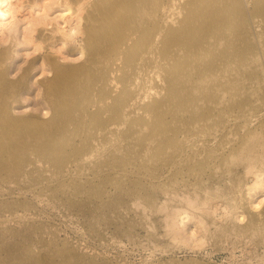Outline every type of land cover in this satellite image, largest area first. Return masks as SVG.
<instances>
[{
    "label": "bare ground",
    "instance_id": "1",
    "mask_svg": "<svg viewBox=\"0 0 264 264\" xmlns=\"http://www.w3.org/2000/svg\"><path fill=\"white\" fill-rule=\"evenodd\" d=\"M31 89L43 117L14 113ZM31 185L76 209L167 196L160 231L191 248L209 217L264 230V0H0V193ZM30 207L0 200V264H109Z\"/></svg>",
    "mask_w": 264,
    "mask_h": 264
},
{
    "label": "rangeland",
    "instance_id": "2",
    "mask_svg": "<svg viewBox=\"0 0 264 264\" xmlns=\"http://www.w3.org/2000/svg\"><path fill=\"white\" fill-rule=\"evenodd\" d=\"M20 52L23 55L29 54L28 58L32 56V54H30L32 52L28 48L23 49ZM22 59H23V57L19 56L15 60L12 67L14 68L16 63H21ZM33 94H34V90L31 89L28 92V94L24 95V97H26L27 99L24 100V102L22 101L20 103L21 105L14 103V105L18 106V107H14L15 108L14 110H16V111H14L15 114H17V115H22V114L23 115H29L30 114L33 116L37 115V117H43V114H42V116H40V115L46 109L45 104L43 103V101L34 97ZM23 107H24V110H23ZM25 107H26V109H25ZM41 109L43 111H41ZM250 179H251L250 174L247 175L245 178L243 177V183L245 181V185L250 184L251 183ZM48 181L43 180V182H42L45 189H46L47 184L53 182L51 180H48ZM19 185H22V183ZM43 185L41 186V184H40L41 187H43ZM13 188H14L13 189L14 196H9L6 191H3L2 193H0V200L12 199V200H17V201L19 200V201H24V202L29 203V205L31 206L30 207L31 212L34 213V215L37 216V218L38 217L41 218V226H42L41 227V233H42V235L47 237L48 234H50V232L48 233V231L55 232L56 237H57V242L58 241L59 242H62V241L67 242L68 241L67 243H69L70 245H73L75 247V248L74 247H72V248L74 249V251L76 249L75 252H76V254L78 253L79 256L83 257V255L85 253H87V254H85L86 256L83 257L85 259L86 258L87 259H96V260L98 259V261H100V260L105 261L106 263H109V264H113V263L114 264L115 263L116 264H157L158 262L159 263L163 262L164 264H168L171 261H173L174 264H196V263L197 264H200V263L201 264H264V263H262L264 261L263 260V258H264V238H263L264 230L263 229L258 230L257 234L253 235L252 238L250 236L252 229L250 228L251 232L248 233V231H250V230L246 227L243 228V230L246 229L245 230L246 233H243L242 235L239 234L238 236H236V235L233 236V233H231L232 235H229L230 234L229 232L228 233L226 232V234H225L224 231L221 232V230H217V228H215L214 225L212 226L213 222L210 221L211 219L209 217L208 219H206V221L208 222L207 223L208 226H211V227H209L210 228L209 229L207 226V228H208L207 230L212 231V232H213V230H215V232H213V234H214L213 235L212 232L208 231L209 233H211V234H209L206 231V235H207V236L205 235L206 241L204 242V244L202 246L191 248V247H189V245L186 246L187 244H183V242H180V241L174 242V240H173V242H172V240H170L172 238L170 237V234H168V233H167L168 235L166 234V232H165L166 230H163L164 233H162L163 231H160L161 228H163V229L165 228L163 226V225H165V223L163 221L160 222V220H162L164 218L163 213H165V212H164V210L159 209L157 207V206L161 205V203H162L161 201H165L163 199H165L167 196L166 197H164V196H162V197L161 196H157V197L152 196V200L150 202V205L154 206V202H155V209L154 208L152 209L151 206L148 204L149 202L147 203V201L142 199V197L138 198L135 196H131V197L129 196V198H127L128 196H125V197L122 196L123 201L119 205H117V207H115V208H108L107 207L106 208L103 206L104 207L103 209H101L102 206H100V208H97V204L94 203L95 200H92V198H91L90 201L88 200L89 202L87 201L88 202V203H86L87 205L86 204L84 205V208L76 209L74 207L69 206L66 202H64L62 200V197L61 198L56 197L55 199L53 198L54 201L51 200L50 196L47 198V195H43V194L47 193L44 190V188L41 189L40 187L33 186V185H31L30 187H26V188L23 187L24 189L23 188H17L16 186H14ZM27 189H29V190H27ZM32 189H34L36 192ZM38 189H40V190H38ZM31 191L32 192L34 191V192L31 193ZM19 192H21V193H19ZM41 192H42L43 197L40 195ZM37 194H39V196ZM40 196H41V198H40ZM45 197L47 199L43 200ZM202 197H205V196H199V198L197 196V198L199 200L203 199ZM156 198H158L157 199L158 201L156 200ZM176 199L179 201L180 197H178ZM176 199H174L175 202H174V200L173 201L171 200V201L174 204L178 203V201ZM218 199L220 200V198H218ZM218 199H215V202H216V200L218 202ZM41 200H43L44 202ZM136 201L139 202L140 205L141 204H142V206L144 205L143 206L144 208L147 206L146 209L143 208V210H145L147 212H143L144 214H142V211H143V210L141 211L142 206L141 207L135 206L138 210V211H136L135 210L136 208H134V206H133V203ZM144 201L147 203L146 206H145ZM171 201L169 202L170 204L172 203ZM182 201H184V200L182 199ZM131 202H133V203H131ZM219 202H218V204H219ZM90 203H94L95 205L90 204ZM180 203L175 204V205L173 204V205L177 206V207L186 206V204L182 205V204H184V202H181V200H180ZM136 204L137 203H135V205ZM92 205H94V206H92ZM130 205H132V206H130ZM169 205H167V206H169ZM173 205H170V207H166V210H167V208L170 209L171 206L173 207ZM91 206L93 209H91ZM87 207H88V209H87ZM94 207H96V208H94ZM156 207H157V210L159 213H161V211H159V210L163 211L162 214L156 213L157 212ZM150 208H151L152 212L155 210L153 212L154 214H151L152 212L150 211ZM129 210H130V212H129ZM148 210H149L150 214H149ZM39 211H40V213H38ZM102 211L103 212L105 211L104 212V213H106L105 215H108V216H106L107 217L106 219L100 217L99 214H101ZM35 212H37V213H35ZM92 212H94V214ZM145 213H146V216H143V215H145ZM196 214H199L198 210L196 211ZM94 215H97V216H94ZM148 215H149V219L148 218L145 219V217H147ZM124 216L126 218H124ZM128 217H130V218H128ZM129 219H130V221H128ZM154 219H156V222ZM140 220H142V221H140ZM216 220H217V222H219V219H216ZM147 221H148V223H147ZM210 222H212V224H210ZM130 223L132 226L130 225ZM13 224H15V223H13ZM109 224H111V226H109ZM117 224H119V226ZM125 227H128V228H125ZM146 227H148V228L146 229ZM44 228H45V230H44ZM52 228L55 230L57 229L58 232L54 231ZM96 229L97 230L100 229V230L97 231ZM114 229H115V231H114ZM247 229H248V231H247ZM131 230L132 231L134 230L136 232H134V231L131 232ZM147 230H148V232H147ZM154 230L157 233H154L153 232ZM124 231L127 232L128 235ZM95 232H97V233H95ZM223 232H224V235L222 234ZM258 232H260V234H258ZM216 233H218L219 235H217ZM161 234H165L167 236L165 237V235H161ZM215 234L217 235V237ZM221 234L223 236L227 235L228 238L226 236L222 237ZM115 235H118V236H115ZM128 236H130L131 238ZM136 236H138V237H136ZM229 236H231V237H229ZM257 237H258V239H257ZM261 238L263 239V241H261V243H260L259 239H261ZM64 239H66V240H64ZM120 239H122V240H120ZM136 239H138V240H136ZM156 240H157V242H156ZM141 242H143V243H141ZM176 242H179V243H176ZM180 243H182L183 245ZM152 244H154V246L156 248ZM88 255H89V257H88ZM92 256H93V258H92ZM258 257H260L261 259ZM178 261H180V262H178ZM185 261H188V263L187 262L185 263ZM189 261H191V263ZM163 263H161V264H163ZM171 263H169V264H171Z\"/></svg>",
    "mask_w": 264,
    "mask_h": 264
}]
</instances>
